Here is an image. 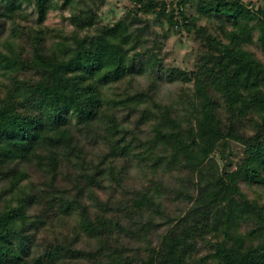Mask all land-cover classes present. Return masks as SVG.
<instances>
[{
	"label": "trees",
	"instance_id": "trees-1",
	"mask_svg": "<svg viewBox=\"0 0 264 264\" xmlns=\"http://www.w3.org/2000/svg\"><path fill=\"white\" fill-rule=\"evenodd\" d=\"M131 2L119 21L103 24L106 0H61L74 27L67 33L45 26L56 0H0V264H264V202L240 187L264 188V62L245 48L256 22L264 52V7L199 0L201 15L234 29L223 31L226 43L198 30L203 54L187 72L150 53V24L139 15L187 33L197 20L184 11L175 20L161 0ZM24 6L33 8L25 19L34 14L35 27L16 22ZM148 72L195 90L171 107L151 90L113 92L116 82ZM125 112L136 113V126L160 121L137 138L120 118ZM232 142L244 149L237 162ZM220 147L229 151L222 169ZM133 164L147 169L146 186L112 210L97 189L106 181L122 188ZM30 167L44 182L31 180ZM174 172L177 188L162 182ZM63 173L68 187L57 183ZM177 201L188 208L170 216ZM65 219H76L74 235L55 231ZM83 239L95 247L79 248Z\"/></svg>",
	"mask_w": 264,
	"mask_h": 264
},
{
	"label": "rangeland",
	"instance_id": "rangeland-1",
	"mask_svg": "<svg viewBox=\"0 0 264 264\" xmlns=\"http://www.w3.org/2000/svg\"><path fill=\"white\" fill-rule=\"evenodd\" d=\"M57 6L52 7L47 15V19L45 22L46 27H50L54 30L65 31L67 33L73 30V26L69 21L70 13L67 10H61V0H56ZM165 4L168 5L170 12H174L175 20L180 19L178 17L179 11H184L187 17L195 18L197 21V27L194 29L193 33H187L185 30L176 29L170 26L166 20L162 18L157 20L156 15H143L140 13V17L145 19V22H149L150 29L146 32L145 38L148 39L146 46L148 50H151L150 53L157 55L161 60V63L166 69L169 68H179L180 70L191 72L196 70L198 64V58H201L203 54V43L202 37L198 30H205V34H211L216 37L219 41L227 42L223 37V31H232L234 28L231 24L225 23L222 24L220 21L214 18H209L207 16L201 15L197 9L199 5V0H194V3L190 2V0H161ZM182 2H186V7L182 5ZM243 2L251 5L262 6L264 7V0H243ZM56 4V3H55ZM133 7L131 0H106V3L101 7L100 16L103 20V24H114L119 21L126 13H128ZM33 12L32 7H25L23 11L16 15V22L18 21L23 27L29 26L35 27L36 24V16L34 14L31 15L29 19H25L26 14ZM10 22L6 23V27L8 28ZM256 22H251V26L255 29L253 31V43L252 45L245 46V48L251 51L259 60L264 62V52L261 48L260 43H258V37L260 34L259 27L255 26ZM19 42L24 46V49L28 52L31 51L30 45H28L29 41L26 39H20ZM152 91L154 95V99L157 102L162 103L164 106H173L177 103H180V99L185 95H192L194 89V84H187L181 80H178L174 83H169L164 78L158 77L157 74H151L148 72L143 76L132 77V80H121L120 82H116L113 85V92L118 95L122 94V91L135 93V92H147ZM111 91V90H109ZM247 96L245 93H243ZM212 96H216L213 94ZM248 98V96L246 97ZM240 109L242 106L240 105ZM249 118H252L254 115V111L250 110L246 113ZM128 117L127 112L122 114L120 118L122 121L126 123V125L135 131V136L137 138L145 139L150 135L152 124H159V117L152 116V123L138 125L137 115L136 113H132ZM257 121L256 118H254ZM254 125L248 124V127L252 129ZM231 151L234 155L229 156L231 162H237L240 158H243V148L239 143L232 142L231 143ZM99 149L102 152L106 151V147L102 145ZM90 152L92 153L95 148L89 147ZM95 150L94 152H97ZM229 153L228 150H223L221 147L218 148L217 151V161L219 167L222 169L225 165L224 157ZM117 166L121 169L124 164V161H118ZM150 172V168L148 169V173ZM125 179L124 183H121L122 188L115 187L114 185H109V182L106 181L104 183V187L102 189H97V195L104 200L105 202H109V206L112 210H117L122 208L123 204H126L128 198L131 197V194H127L128 191L133 189H142L144 185L146 186L145 174L147 175V169H142V167L133 164L132 167H128V170L123 171ZM29 174L31 180L39 185L43 181V174L39 172L35 167L29 168ZM163 175L162 172H158L153 175V177L160 178ZM175 177H174V176ZM173 175H168L162 179V182L165 185L170 187L177 188L178 185V175L180 173L174 172ZM148 176H152V174H148ZM152 178V177H149ZM60 186L68 187V182L65 180V174L63 173L61 177H59L58 182ZM240 187L242 191L250 198L255 199L260 196L261 201L264 202V188L254 186L249 188L248 186L240 183ZM176 196V194H175ZM84 203L89 201L84 200ZM170 202H167L165 206H167ZM39 210L42 208L41 206L37 207ZM37 208L33 210V212L37 211ZM188 208V203L181 204L180 202H174L168 205V209L166 213L170 216H174L179 212H184ZM180 214V213H179ZM56 222V221H55ZM76 219H65V226L61 230L58 227L55 229L58 233L65 235H74L71 229L74 227ZM57 225V224H56ZM58 226V225H57ZM56 232V234H57ZM78 246L79 248H92L95 247L94 242H88L86 239H83ZM131 248V245H130Z\"/></svg>",
	"mask_w": 264,
	"mask_h": 264
}]
</instances>
